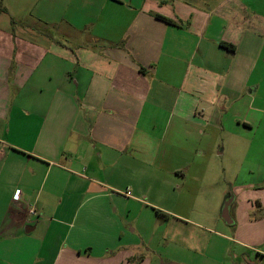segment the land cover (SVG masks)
<instances>
[{
    "label": "crops",
    "instance_id": "0c3cea01",
    "mask_svg": "<svg viewBox=\"0 0 264 264\" xmlns=\"http://www.w3.org/2000/svg\"><path fill=\"white\" fill-rule=\"evenodd\" d=\"M262 227L264 0H0V264H253Z\"/></svg>",
    "mask_w": 264,
    "mask_h": 264
},
{
    "label": "rangeland",
    "instance_id": "374dc122",
    "mask_svg": "<svg viewBox=\"0 0 264 264\" xmlns=\"http://www.w3.org/2000/svg\"><path fill=\"white\" fill-rule=\"evenodd\" d=\"M29 17V16H27ZM26 17V19H27ZM63 28H66L65 25L63 26ZM45 33H47L48 36H50L51 38H53V41L55 40V42H61V43H66L65 46H70L71 48H77L79 44L85 43L86 41H88L87 37H82V38H65L61 35V30L62 27H58L57 25L54 26L52 25L49 28H45L42 29ZM224 157L220 156L218 157V162H217V166L219 168V170L222 173V162H223ZM222 179V177H221ZM224 183L222 182V180H219L218 177H215L213 182L211 184L205 185L202 189H199L197 192H191L188 197H187V201L188 204L191 205V208H193L194 214H190V216L195 219V221H197L203 228H205L208 232H204V231H199L198 235L199 236H205L208 239L214 240V239H218L215 235H214V221L215 220H219L221 221V223H224L226 226V222H224L221 218V209L223 204L228 201V199H224V197H216L217 194L220 192V187L223 185ZM182 214V213H181ZM230 217V215H229ZM229 225V224H228ZM216 228V227H215ZM263 228V227H262ZM228 234L230 237L232 238H236L238 237L237 234L239 232V225L237 223L228 226ZM264 229V228H263ZM263 237V236H262ZM239 238V237H238ZM264 238V237H263ZM240 239H246L247 242H250L252 245V248H255L256 251H261L262 253H264V242H261L262 240H256L254 239V237L251 236H246V237H240ZM230 245V246H228ZM227 245L228 250H230V255H232L233 250H239L241 248H239L238 246H235L232 243H229ZM226 247V248H227ZM225 247H222V251H219V255H221L222 253H225V251H227ZM22 250L23 252H26L29 255V250L25 251V246H22ZM241 252L244 254H253V252H251V250H247L242 248ZM255 253V252H254ZM255 255V254H253ZM259 257V256H258ZM214 258V257H213ZM212 258V259H213ZM259 260L256 261V263L253 264H264V258L259 257ZM234 257L231 256L230 262H228L227 264H240V262H234ZM245 264H251V263H245Z\"/></svg>",
    "mask_w": 264,
    "mask_h": 264
},
{
    "label": "water",
    "instance_id": "95a60500",
    "mask_svg": "<svg viewBox=\"0 0 264 264\" xmlns=\"http://www.w3.org/2000/svg\"><path fill=\"white\" fill-rule=\"evenodd\" d=\"M229 200L226 201L223 206H222V209H221V218L224 222H226L227 224H231L232 221L229 217Z\"/></svg>",
    "mask_w": 264,
    "mask_h": 264
},
{
    "label": "trees",
    "instance_id": "16d2710c",
    "mask_svg": "<svg viewBox=\"0 0 264 264\" xmlns=\"http://www.w3.org/2000/svg\"><path fill=\"white\" fill-rule=\"evenodd\" d=\"M156 18H158V19H160V20H163V21H165V22H170L169 20H167V19H165V18H163V17H161V16H159V15H156ZM221 46H224V45H222L221 44ZM155 214H156V216L158 217V218H161V219H167V217H166V215H164L163 213H161V212H159V211H155Z\"/></svg>",
    "mask_w": 264,
    "mask_h": 264
},
{
    "label": "built area",
    "instance_id": "2783aa9c",
    "mask_svg": "<svg viewBox=\"0 0 264 264\" xmlns=\"http://www.w3.org/2000/svg\"><path fill=\"white\" fill-rule=\"evenodd\" d=\"M123 195H125L126 197H128V196H130V192H129V191H125V192L123 193ZM29 214H30V215H36V213H35V211H34L33 208H31V209L29 210Z\"/></svg>",
    "mask_w": 264,
    "mask_h": 264
}]
</instances>
